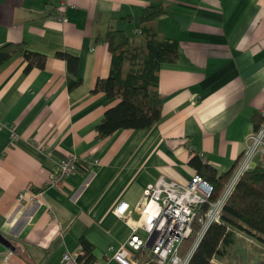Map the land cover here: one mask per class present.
Listing matches in <instances>:
<instances>
[{
    "label": "crops",
    "instance_id": "crops-1",
    "mask_svg": "<svg viewBox=\"0 0 264 264\" xmlns=\"http://www.w3.org/2000/svg\"><path fill=\"white\" fill-rule=\"evenodd\" d=\"M68 3L56 19L49 0H0V46L19 42L45 55L42 67L28 70L20 53L0 63V234L8 242H0V264H63L64 249L83 252L80 235L92 246L93 264H120L105 249L122 244L130 228L112 206L126 200L135 216L146 184L159 175L186 181L196 172L188 162L194 154L217 174L232 168L264 107V0ZM146 5L163 11L136 22ZM108 29L132 40L134 63L145 30L176 41L178 55L158 67L159 119L96 139V124L118 101L93 90L109 71L102 38ZM59 51L76 57L73 71ZM122 67L129 68L128 58ZM65 154L76 156L77 168L61 186L48 185ZM256 163L264 164V154ZM27 186L40 194L17 202ZM235 233L236 264H254L264 244L244 230ZM143 251L138 260L149 255ZM211 264L232 263L213 257Z\"/></svg>",
    "mask_w": 264,
    "mask_h": 264
},
{
    "label": "trees",
    "instance_id": "trees-1",
    "mask_svg": "<svg viewBox=\"0 0 264 264\" xmlns=\"http://www.w3.org/2000/svg\"><path fill=\"white\" fill-rule=\"evenodd\" d=\"M162 11V7L158 5H146L138 15L133 16V19L138 23L147 22ZM102 38L110 53L109 71L105 77L95 80L93 90H102L108 97L118 98V101L104 111L96 124V139H102L118 128H144L159 119L162 102L157 91L158 67L160 62L174 61L178 55L176 41L158 38L155 31L145 30V47L139 63L135 65L132 61L134 52L130 49L132 40L122 30L108 29ZM14 53H20L25 59L24 70L32 66L42 67L45 61V55L42 53L27 50L19 42H6L0 46V63ZM55 55L64 58L69 69L74 70L75 56L60 51ZM125 58L129 60L128 69L122 67ZM72 84L74 82L69 83ZM260 119L259 114L255 126ZM188 162L196 168L197 173L212 184L210 199H214L232 168L217 174L216 170L202 162L197 154L192 155ZM197 229L198 223L194 221L189 236H195ZM235 229L244 230L264 244V164L262 163H256L241 174L222 205L220 221H213L207 226L186 264H211L213 257L225 258L228 262L236 264V247H233V244L235 246L240 241ZM78 241L83 248L82 257L88 263H92L94 259L91 254V244L83 235L78 237ZM256 249L260 256L254 264H264V249L258 246ZM143 252V250L135 252L134 259L137 260V264H155L150 260L149 255L138 260Z\"/></svg>",
    "mask_w": 264,
    "mask_h": 264
},
{
    "label": "built area",
    "instance_id": "built-area-1",
    "mask_svg": "<svg viewBox=\"0 0 264 264\" xmlns=\"http://www.w3.org/2000/svg\"><path fill=\"white\" fill-rule=\"evenodd\" d=\"M55 4L54 17L64 18V8L70 6L68 0H49ZM72 6V5H71ZM135 29L134 33H139ZM259 123L243 139L242 149L235 160L232 170L219 194L210 199L212 184L199 173L194 172L186 181L168 179L159 175L143 188L135 216L130 213L126 200H118L112 212L129 223L130 233L126 240L117 246L109 245L105 255L120 264H137L134 254L146 250L155 264H186L195 243L211 222L220 221L222 205L231 193L242 173L256 164V156L264 154V107L259 109ZM2 122L0 121V126ZM77 168L76 156L65 154L56 160V170L50 176L48 185L59 187L66 175ZM41 190L31 186L17 192V202L32 201ZM203 205H206L203 207ZM198 223L195 241L185 254L179 253L181 242L192 232V223ZM81 250L61 252L63 264L88 263Z\"/></svg>",
    "mask_w": 264,
    "mask_h": 264
},
{
    "label": "rangeland",
    "instance_id": "rangeland-1",
    "mask_svg": "<svg viewBox=\"0 0 264 264\" xmlns=\"http://www.w3.org/2000/svg\"><path fill=\"white\" fill-rule=\"evenodd\" d=\"M139 57H140V55H138L137 56V58H136V60H135V65H137L138 63H139ZM197 234V233H196ZM196 234H195V236H192V237H188V238H186V239H184L182 242H181V245H180V251H188L189 249H190V247H191V245H192V243L195 241V237H196ZM197 243V242H196ZM196 243H195V245H196ZM183 252V253H184ZM182 254V253H181Z\"/></svg>",
    "mask_w": 264,
    "mask_h": 264
},
{
    "label": "water",
    "instance_id": "water-1",
    "mask_svg": "<svg viewBox=\"0 0 264 264\" xmlns=\"http://www.w3.org/2000/svg\"><path fill=\"white\" fill-rule=\"evenodd\" d=\"M0 242L3 243L4 245H7L8 244L7 240L1 234H0ZM194 247H195V245H194Z\"/></svg>",
    "mask_w": 264,
    "mask_h": 264
}]
</instances>
